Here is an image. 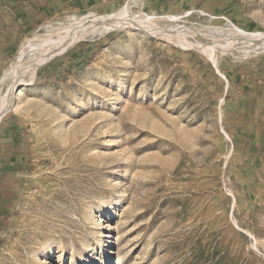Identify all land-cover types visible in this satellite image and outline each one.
<instances>
[{
	"label": "rangeland",
	"instance_id": "obj_1",
	"mask_svg": "<svg viewBox=\"0 0 264 264\" xmlns=\"http://www.w3.org/2000/svg\"><path fill=\"white\" fill-rule=\"evenodd\" d=\"M220 1L130 3L136 15L191 10L243 28ZM235 1L264 29V0ZM125 4L38 17L24 0H0V85L16 80L9 115L29 147L0 213V264H264V123H239L223 71L264 69V50L218 51L219 71L199 49L117 29L27 72L53 26Z\"/></svg>",
	"mask_w": 264,
	"mask_h": 264
},
{
	"label": "bare ground",
	"instance_id": "obj_2",
	"mask_svg": "<svg viewBox=\"0 0 264 264\" xmlns=\"http://www.w3.org/2000/svg\"><path fill=\"white\" fill-rule=\"evenodd\" d=\"M191 13L192 11L190 10L184 14L166 15L141 12L139 15H136L133 13L131 3L127 2L114 13L97 15L89 12L88 14H84L83 17L80 16V19L71 17L68 22H63L59 26H53L50 29L49 38L39 39V54L32 65L27 68V72L31 74L36 73L39 66L46 63L52 57L62 54L87 36L101 35L117 29H129V32L131 30H143L147 34L153 33L164 36L184 47L199 49L215 62L217 68L218 56L216 52L218 51L227 53L234 49L241 52L243 56H246L250 53L264 50V29L255 32L247 31L230 20L222 25H214L211 22V19L214 17L213 15L203 12V15L207 18L200 21L191 18ZM196 35H200L211 42L202 43L188 40L189 37H195ZM27 46L25 44L22 47V51L26 50ZM20 71H16L15 75L17 76ZM7 79L8 77L6 76L0 85V120L14 106L12 91L16 80L7 85ZM5 86H7V91L3 93ZM19 91L17 94H22V90ZM18 106L16 105L14 108L18 110Z\"/></svg>",
	"mask_w": 264,
	"mask_h": 264
},
{
	"label": "crops",
	"instance_id": "obj_3",
	"mask_svg": "<svg viewBox=\"0 0 264 264\" xmlns=\"http://www.w3.org/2000/svg\"><path fill=\"white\" fill-rule=\"evenodd\" d=\"M180 0H24L26 8L35 16H57L68 11L99 10L103 12L117 9L124 2H136L148 11H162ZM219 1V0H218ZM218 11L233 18L243 29L251 32L258 31L260 19L250 15L248 11L238 9V1L221 0ZM99 13V12H98ZM259 62V60L257 61ZM258 64V63H257ZM242 65V64H239ZM250 71L238 70L233 63L224 66L223 71L229 73L226 96L230 102L240 104L238 111L239 123L244 119L250 120L252 126L264 123V69H254V62ZM216 68V66H215ZM219 69V67H218ZM225 69V70H224ZM217 70V68H216ZM242 84H239V81ZM238 82V84H236ZM249 104V105H247ZM246 114V115H245ZM254 116V117H253ZM26 132L21 120L9 115V111L0 120V213L13 204L18 192L21 176L26 174L27 146Z\"/></svg>",
	"mask_w": 264,
	"mask_h": 264
}]
</instances>
